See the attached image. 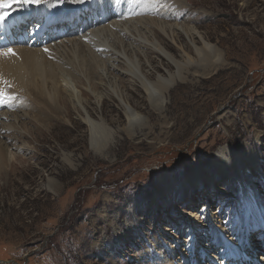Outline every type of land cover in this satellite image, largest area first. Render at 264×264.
Returning a JSON list of instances; mask_svg holds the SVG:
<instances>
[{
  "label": "rangeland",
  "instance_id": "374dc122",
  "mask_svg": "<svg viewBox=\"0 0 264 264\" xmlns=\"http://www.w3.org/2000/svg\"><path fill=\"white\" fill-rule=\"evenodd\" d=\"M179 1L187 8L182 13L176 6L167 8L169 16L178 15V22L191 15L200 17L202 12L215 14L198 24L222 50L227 65L196 90L184 85L172 93L171 138L155 148L116 135L108 156L98 157L91 150L87 126L75 113L71 118L76 126L66 117L58 122L59 129L53 128L56 120L44 130L31 124L34 128L28 126L26 137L14 142L2 139L14 154L8 172L27 189H0V264H143L141 254L152 249V243L167 240L172 245V229L185 234L189 222L202 226L204 206L214 213L239 206L242 199L235 191L245 186L221 183V179L212 186L206 182L221 148L254 144L264 160V0ZM148 2L142 18H165L160 14L163 0ZM101 4H88L95 10L85 11L83 17L96 16ZM60 40L66 38L53 44ZM105 51L95 53L105 57ZM80 79L77 92L92 103L89 107H96V98L86 92L85 77ZM134 98L143 101L138 95ZM61 106L66 113L65 104ZM100 106L109 119H120L125 125L117 100L105 99ZM71 129L74 132L69 134ZM40 131H47L48 139H39ZM64 155L71 156L72 165L64 162ZM197 177L198 181L192 180ZM225 179L232 182L230 177ZM5 183L6 178L0 179V187ZM160 183L169 189H159ZM261 183L255 186L260 192ZM51 186L57 193L49 190ZM171 189L176 190L175 196ZM215 192L220 196L212 204L207 202ZM184 193L194 200L183 202ZM228 193L238 198L230 199ZM184 212L194 216L186 219ZM129 235L122 243L121 237Z\"/></svg>",
  "mask_w": 264,
  "mask_h": 264
},
{
  "label": "bare ground",
  "instance_id": "6f19581e",
  "mask_svg": "<svg viewBox=\"0 0 264 264\" xmlns=\"http://www.w3.org/2000/svg\"><path fill=\"white\" fill-rule=\"evenodd\" d=\"M163 1L166 3L160 12L165 15L163 19H152L149 15L150 18H146V15L145 18L141 17L142 9L145 11L149 4L148 0H95L94 4L102 3L99 7L101 11L96 13L95 19L83 17L84 10L94 11L88 6L93 4L92 0H84L83 3L80 0H64L63 3L43 0L40 6L0 9V12L9 13L6 23L0 24V40L15 32H25L27 14L34 13L38 17V22H34L35 26L29 31L31 41H35L38 47L11 46L9 48L16 55H0V179L6 178L7 181L0 189H27L25 183L17 182L12 178L13 174L8 172L14 154L9 143L2 139L14 142L17 137H26L31 124L44 130L49 129L48 124L56 120L57 124L54 127L51 125L55 130L62 127L58 126V122L68 117L76 126L71 118L75 113L88 128L87 137L92 152L102 158L108 156L116 135H123L126 140L137 141L139 145L145 144L152 148L171 138L169 97L176 89L185 88L184 85L196 90L203 80L224 69L227 62L222 50L210 42L198 24V21L201 23L207 17L213 18L215 14L202 12L200 17L193 18L191 15L178 22V15L169 16L168 9L173 5L182 13L187 9L185 4L179 0ZM48 11L52 12L53 18L44 16ZM102 19L106 21L102 22ZM62 21L67 22L62 25ZM28 22L31 24L32 19ZM121 22L122 25L119 24ZM66 35V40L52 44L53 37L56 41ZM81 35L87 37L81 39ZM92 41H96V46H91L94 44ZM45 48L48 52L44 51ZM7 49H0V53ZM99 49L107 50L102 53L105 57L95 53ZM82 75L86 79V92L89 91L96 98V107H89L92 103L84 101L75 88ZM134 95L143 101H135ZM5 97L10 99L6 100ZM105 99L118 101L119 110L126 117L125 125L120 123V119L108 118L103 105L100 106ZM61 104H65L66 113ZM220 115L219 119L225 117ZM12 132L16 136H12ZM46 132L40 131L38 138L48 139L49 131L48 134ZM71 132H74L73 129L69 134ZM258 139L261 140V136ZM63 160L73 164L69 155H64ZM212 162L215 171L211 177L207 176L209 180L206 184L211 183L212 186L219 179L221 183L232 185L239 182L245 189L237 186L235 192L247 191V196L237 208H223V211L219 208L217 213L204 206L202 226L189 222L185 234H182V230L176 233L172 229V235L169 236L172 245H168L167 240L152 243L153 248L143 251L139 262L264 264V240L261 239L264 231L260 230V226H264V218L260 220L264 212L263 155L254 144L246 143L235 148L227 146L219 149ZM22 177L26 175L22 174ZM228 177L232 182L225 179ZM192 180L196 182L199 177ZM260 181L262 192L255 187ZM164 187L163 183L159 184V189ZM54 189L57 188L51 186L49 190L55 194L57 191ZM171 191L175 196L176 190ZM186 195L184 193L182 196L183 202L194 200L192 195ZM228 195L230 199L238 198L230 193ZM217 196L220 194L215 192L207 202L212 204V199ZM184 215L190 219L194 213L184 212ZM189 232L197 236L196 252L189 251L188 236L183 240L180 237ZM129 237H121L122 243L129 240ZM225 238L227 243L224 242Z\"/></svg>",
  "mask_w": 264,
  "mask_h": 264
},
{
  "label": "snow or ice",
  "instance_id": "6c2138e0",
  "mask_svg": "<svg viewBox=\"0 0 264 264\" xmlns=\"http://www.w3.org/2000/svg\"><path fill=\"white\" fill-rule=\"evenodd\" d=\"M59 3H63L64 0H58ZM81 3L84 2V0H80ZM92 2H95V0H92ZM43 3V0H2L0 2V9H8L10 6H16L17 8H24L25 6H40ZM9 15L7 12H0V24L6 23V17ZM45 52H48V49H44ZM0 55L4 56H14L16 53L12 48H8L3 53H0ZM5 99H10L9 97H5ZM254 134V133H253ZM232 135H241L245 136V133H232ZM227 154V153H226ZM187 239L190 241L189 251L196 252L198 251V240L197 236L189 232ZM225 243H227V240L225 238ZM223 259V257H221Z\"/></svg>",
  "mask_w": 264,
  "mask_h": 264
},
{
  "label": "water",
  "instance_id": "95a60500",
  "mask_svg": "<svg viewBox=\"0 0 264 264\" xmlns=\"http://www.w3.org/2000/svg\"><path fill=\"white\" fill-rule=\"evenodd\" d=\"M4 264H6V263H4Z\"/></svg>",
  "mask_w": 264,
  "mask_h": 264
}]
</instances>
